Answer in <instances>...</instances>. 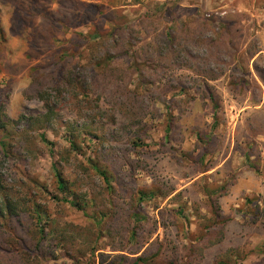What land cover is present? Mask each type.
<instances>
[{
	"label": "rangeland",
	"instance_id": "374dc122",
	"mask_svg": "<svg viewBox=\"0 0 264 264\" xmlns=\"http://www.w3.org/2000/svg\"><path fill=\"white\" fill-rule=\"evenodd\" d=\"M97 11L104 12L100 23L110 30L112 12L136 22L146 16L159 17L155 24L160 31L207 15L221 18L238 14L242 32L247 34L240 52L254 45L264 56V0H0V101L10 119L41 121L27 128L21 155L4 161L0 168L12 192H20L25 182L36 179L53 193V167L67 176L74 172L80 176L84 192L94 197V206L83 212L67 206L58 207L56 213L52 203L50 208L57 222L73 224L88 233L96 223L95 210L107 208L102 183L79 167L93 158L110 174L114 197L124 211L137 206L141 215L149 218L145 238L149 236L150 242H175L178 232L180 244H188L198 238L201 229L195 210L203 215L208 192L222 188L219 206L223 216L233 220L223 246L242 250V258L235 264H264V81L253 70L252 61L247 67L237 68V58L232 61L222 53L219 55L223 57L217 58L215 46L196 48L200 63H209L206 68L220 76L209 82L214 101L197 98L189 91L197 99L189 102L190 106L187 103L179 117L176 110L168 113L167 109L169 99L178 93H166L155 101L156 109L147 119L148 130L140 138V145H133L120 134L122 122L114 117L113 110L89 105L81 95L64 91L52 94L48 102L28 99L31 67L67 48L66 40L72 32H86ZM170 12L177 17L176 22ZM259 66L264 72V59ZM239 69L248 72L261 90L245 96L228 92L226 75ZM167 113L174 118L170 138L165 136ZM41 135L46 142L41 141ZM208 137L212 142L207 149ZM69 139L75 140L77 155L71 151ZM204 153L206 165L201 166L196 162ZM140 191L158 194L140 202ZM181 208L185 221L177 217L172 220L175 226L164 229L160 212ZM108 244L101 238L96 256L116 254ZM219 251L210 250L206 263L211 264Z\"/></svg>",
	"mask_w": 264,
	"mask_h": 264
},
{
	"label": "trees",
	"instance_id": "16d2710c",
	"mask_svg": "<svg viewBox=\"0 0 264 264\" xmlns=\"http://www.w3.org/2000/svg\"><path fill=\"white\" fill-rule=\"evenodd\" d=\"M103 13H95V21L86 32H72L66 40L67 48L59 49L43 64L31 67V83L26 91L28 99L48 102L52 94L60 95L64 91L81 95L89 105L113 110L114 117L118 116L122 122L120 134L127 136L133 145H140V138L148 130L151 110L156 109L155 101L165 97L166 93H178L169 99L167 109L168 113L176 110L179 117L187 103L190 106L189 102L198 97L214 101L209 82L220 76L213 73L214 69L206 68L209 63L205 64L207 66L200 63L195 50L199 46H215L217 58L223 57L219 53L226 54L232 61L237 58V68L247 67L252 61L253 70L264 81V72L259 66L264 56L259 55V49L253 45L240 52L246 44L247 34L242 32L238 14L229 13L221 18L207 15L160 31L155 24L160 21L159 17L146 16L136 22L119 18L118 12H112L109 18L112 30L104 29L100 23ZM169 16L173 22L177 21L173 12ZM1 32L0 27V35ZM134 79H138L137 85ZM226 82L228 92L233 95L245 96L261 90L255 79L240 69L226 75ZM189 91L197 98L190 96ZM168 113L165 136L170 138L174 118ZM30 119H10L0 101V168L4 161L21 155L27 128L41 122ZM40 139L46 142L44 135ZM206 140L208 149L212 139ZM68 142L71 151L77 155L79 148L75 140ZM204 157L205 153L196 163L206 165ZM79 167L82 173L102 183L107 205L106 209L95 210L96 223L87 229L88 233L73 224L57 222L50 208L52 203L56 213L58 207L67 206L83 212L89 205L94 206V197L84 192L79 175L73 172L67 176L53 167L55 194L48 192L47 187L36 179L25 182L20 192H12L0 170V264H207L208 252L213 249L220 251L211 264H235L242 258L241 249L223 246L233 220L224 217L219 206L222 188L208 192V207L203 215L195 210L201 221L196 240L180 244L177 232L175 242H150L149 236H143L149 218L142 216L137 206L130 212L129 209L124 211L123 205L114 197L116 192L107 169L93 158L80 163ZM204 169L206 172L208 167ZM140 194L139 201L142 202L153 199L158 192L140 191ZM177 217L185 221L183 208L163 210L159 214L166 230L175 226L172 220ZM101 238L108 240L110 251L116 254L99 253L96 256Z\"/></svg>",
	"mask_w": 264,
	"mask_h": 264
}]
</instances>
